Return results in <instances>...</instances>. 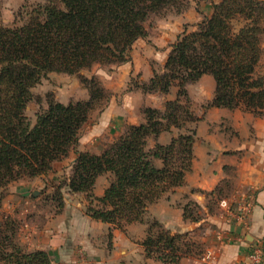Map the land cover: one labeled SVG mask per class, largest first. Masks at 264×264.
<instances>
[{"label": "trees", "instance_id": "trees-1", "mask_svg": "<svg viewBox=\"0 0 264 264\" xmlns=\"http://www.w3.org/2000/svg\"><path fill=\"white\" fill-rule=\"evenodd\" d=\"M211 6L195 30H183L170 44L161 71L153 69L148 81L136 85L149 93H168L176 85L177 99L166 100L162 109L143 106L144 122L130 124L100 153L77 151L81 129L103 90L96 77L80 71L95 63L126 62L133 43L146 37L144 23L151 13L173 7L179 14L189 1L49 0L33 7L22 23L0 25V187L24 175L47 174L73 150L69 187L97 203L90 202L86 214L122 231L130 223L146 222L139 241L145 256L178 264L177 236L145 217L162 192L183 183L193 134L172 137L167 144L155 142L149 149L147 138L179 126L172 115L180 107L178 97L188 95L186 84L204 74L215 82L207 107H240L256 114L264 110V0H218ZM49 72L77 75L89 94L66 104L49 99L33 123L26 115L32 88ZM179 156L182 163L176 164ZM107 172L109 185L95 196L96 178ZM155 227L160 228L156 234ZM0 264L64 263L52 262L42 249L24 250L9 222L0 220Z\"/></svg>", "mask_w": 264, "mask_h": 264}, {"label": "rangeland", "instance_id": "rangeland-1", "mask_svg": "<svg viewBox=\"0 0 264 264\" xmlns=\"http://www.w3.org/2000/svg\"><path fill=\"white\" fill-rule=\"evenodd\" d=\"M48 1L0 0V25L20 24L29 18L33 7ZM187 1H189L188 10L193 8L196 11L201 9L208 12L209 4L215 0ZM178 18L179 14L173 7L151 13L144 23L146 37L138 38V41L133 43L130 52L134 49L135 53L141 54L143 58L146 53L145 48H147L149 52L155 54L154 59H151V62L149 60L150 65L153 69L161 71L158 61H165L166 53L170 50L171 43L169 42L176 40L175 32L182 33V28L188 31L196 29V26H184V28L178 21H175ZM161 43L162 45H160ZM262 46L264 50V37ZM130 52L127 61L130 60ZM142 58L141 61L144 62ZM119 64L95 63L90 68L80 71L88 78L96 77L100 83L99 87L103 88L94 107L90 110L89 119L83 125L80 136L85 133L87 135L101 111L107 107L113 97L119 103L121 96L128 91L143 92L136 87L138 83L144 82L138 76L130 77L124 90L118 91L116 94L105 86L97 72L110 73L112 66ZM261 71L264 73V54ZM105 73H103L104 78L110 80L111 78H108ZM84 85L77 75L49 72L32 88L33 98L26 108L27 117L34 123L36 112L41 108H46L49 99L61 100L66 104L88 97L89 93ZM202 86L205 90L209 89L207 82H203ZM177 93L178 86L173 85L168 93L153 95L151 102L159 104L163 96L175 100ZM178 100L180 107L173 109L172 115L175 116L177 120L175 122L179 126H172L168 132L162 131L161 136L158 137L160 134L157 136V140L166 143L172 137L193 134L191 155L186 160L190 161V167L185 170L181 185L162 192L160 198L149 204L148 207L168 197L173 202L175 209L178 210L177 212H180V222L184 228L172 230L167 227L165 220L161 221L157 218V216H161L162 219H165L166 212L164 213L162 209L158 208L154 209L153 213L146 214V220L148 223L158 221L163 229L175 237L177 236L174 242L177 256L202 258L208 252L213 254L220 244L231 239V235H229L231 226L239 224L244 227L248 226L249 215H251L253 207L257 205L259 195L264 203V110L261 114H256L240 107H223V111L212 117L213 121L201 123L199 115L204 116L209 109L205 102L197 97H194V102H192L190 95L187 94L179 96ZM128 102V106L131 108V112H128L129 117H132L134 121L143 119L141 122H144L143 107L138 109L134 106L137 99H129ZM100 107H103L101 111ZM165 112L169 113L171 109ZM190 114H193L192 116L197 120H191ZM117 119V117H111L106 129L96 135L91 142L86 137V144L89 142L91 147L100 153L116 137L123 134L130 124H138H118L121 121L117 122ZM88 136L91 135L88 134ZM157 137L149 136L146 148H151L155 144L154 142H157ZM71 152L73 150L69 154ZM65 158L61 160L63 161ZM61 160L56 161L55 168L52 167V171L54 170V174L57 173V175H53L51 170L49 171L51 173L43 174V178H29L24 175L6 186L0 187V220L9 222V228H13L15 231L16 241L26 251L42 249V246L48 242L47 235L51 229L67 231V242L61 246H48L42 250L47 252L52 262L84 264L85 261L101 257L86 255L83 243H80L85 236H77L71 228L73 225H70L69 221L71 218V207L69 208V206L75 204L78 207V202L83 203V211L86 213V206L90 202H93V205L97 203L88 195L71 191L68 181L72 176L73 168L71 166L66 171ZM180 163H182V156L176 157V164ZM204 174L208 177L202 178V180L206 187L210 186L205 189L193 185L199 181V176L204 177ZM213 176L217 179L213 180L215 178ZM173 223L171 217L170 226ZM75 226L79 228L82 226V222L78 220L74 224ZM105 226L104 228L97 225L96 236L93 238L95 246L104 249L103 258L107 257V250L110 251L112 248L111 230L115 228V224L106 223ZM159 229L155 227L153 232L156 234ZM120 264L128 263L122 261Z\"/></svg>", "mask_w": 264, "mask_h": 264}, {"label": "crops", "instance_id": "crops-1", "mask_svg": "<svg viewBox=\"0 0 264 264\" xmlns=\"http://www.w3.org/2000/svg\"><path fill=\"white\" fill-rule=\"evenodd\" d=\"M218 1V0H215ZM210 8L203 11L198 9L197 11L193 8L187 9V11H183L179 13V18L175 21H178L180 25L184 26H195L199 23L202 19L208 16L212 11L211 3L209 4ZM189 8V7H188ZM176 27V25H175ZM185 28V27H184ZM183 31V28L182 30ZM171 34V32H168ZM178 31L175 32V39L177 38ZM138 41V39L136 40ZM135 41V43H136ZM173 41V40H171ZM172 43V42H169ZM162 45V43L160 44ZM145 56L142 58L141 54L137 55L135 50H131L130 52V60L120 63L119 65L112 66V70L110 73L97 72V75L102 79L105 86L111 90L114 94L118 91H123L125 86L127 85V81L130 77L138 76L143 81H148L149 78L153 74V68L149 63L151 59H154L155 54L153 52H149L147 48H145ZM168 53V52H167ZM166 53V56H167ZM141 58L144 59V62L141 61ZM160 66H163L164 60L161 62L158 61ZM103 73H105L110 80L104 78ZM209 74L202 75L197 81L189 82L186 85V90L188 95H190L192 102H194V97L202 99L205 104H207L214 92L215 82H213V77ZM213 79V80H212ZM203 82H207L209 84V89L205 90L202 86ZM163 95V93H144L139 90L135 91H128L121 96L120 102L117 103L114 100V97L111 99L107 107L101 111L98 116L97 121L91 126L89 132L83 134L79 138V143L77 145V151H89L92 153H98L97 149H93L89 142L86 144V137L91 140L96 137V135L101 134L102 131L106 129L108 126L111 117L118 118L117 122L121 121L118 124H126V123H139L143 121H134L132 117H129V113L131 112V108L129 105V99H137V103H134V106L138 109L143 106H151L162 109L164 103L167 99L163 96L162 101L159 104H152L151 97L153 95ZM114 96V95H113ZM81 98V99H86ZM173 99V98H172ZM61 101V100H59ZM62 102V101H61ZM220 111H223L222 108L218 107H209L207 112L204 116L199 115V122L206 123L207 121H213L212 117L216 114H219ZM204 119V120H203ZM166 132V131H165ZM168 132V131H167ZM90 134L91 136H88ZM162 134V133H161ZM161 134L158 136L160 137ZM158 137L156 141L161 144L165 141H158ZM155 143V142H154ZM153 143V144H154ZM153 147V146H152ZM76 158V153L73 151L71 152L63 161V165L66 167V171L69 170L72 166ZM58 162V161H57ZM54 162L53 168L56 167V163ZM61 169V167H60ZM51 172L53 175L54 170ZM49 172V173H51ZM204 173V172H203ZM46 176V175H45ZM44 175L37 176V178H43ZM53 177V176H52ZM208 177V175L204 174V177L199 176V181L196 184H193L197 187L205 188V183L203 182L202 178ZM215 177V176H213ZM36 178V177H35ZM111 179V174L109 172L103 173L96 178L95 185L93 188V193L95 196H101L103 194L104 189L109 185ZM217 179L216 177L213 178ZM42 180V179H41ZM36 181V180H35ZM38 181V180H37ZM213 183V182H212ZM212 185V184H211ZM76 194V193H74ZM82 194V193H77ZM261 195L257 198V205L253 207V211L248 218V226L244 227L243 225L231 226L229 229V235H231V239L228 242L220 244L213 253V260L218 264H244L246 261V256L251 248V246L256 242H262L263 249H264V203L262 202ZM83 203L78 202V207L74 204V206H69L71 209V218L69 219L70 225H73L71 228L75 231L77 236L83 235L85 236L80 243H83V248L86 251V255L88 257H92L93 255H97L99 258L91 259L89 261H85L84 264H120V262H125L128 264H165L161 260L155 259L153 257H146L142 245L139 243L145 236V229H146V222H133L126 226L125 231H122L118 228H113L111 230L112 233V248L110 251L107 250V257L103 258L104 249L95 246L94 237L96 236V227L99 225L100 227H106L104 222L96 221L90 218L84 211H83ZM173 202L166 197L157 201L156 203L152 204L148 207L147 214L153 213L152 211L156 208L162 209L165 214V219H162L161 216H157L161 221H166L165 225L172 230L178 228H184L182 223L180 222V212L175 209ZM73 208V209H72ZM157 209V210H158ZM155 210V211H157ZM168 211V212H167ZM171 213V214H170ZM168 214V215H167ZM173 218L174 223L169 224L170 218ZM147 217H145L146 221ZM177 219V222H176ZM80 220L82 222V226L77 228L74 227V224ZM108 224V223H107ZM68 232L58 231L55 229H51L50 233L47 235L48 242L45 246H42V249L48 246H61L64 242H67ZM76 236V235H75ZM178 264H205L202 262L201 258L196 257H182Z\"/></svg>", "mask_w": 264, "mask_h": 264}, {"label": "built area", "instance_id": "built-area-1", "mask_svg": "<svg viewBox=\"0 0 264 264\" xmlns=\"http://www.w3.org/2000/svg\"><path fill=\"white\" fill-rule=\"evenodd\" d=\"M201 259L205 264H218L214 262L211 252L203 255ZM244 264H264V249L262 242H256L251 246Z\"/></svg>", "mask_w": 264, "mask_h": 264}, {"label": "water", "instance_id": "water-1", "mask_svg": "<svg viewBox=\"0 0 264 264\" xmlns=\"http://www.w3.org/2000/svg\"><path fill=\"white\" fill-rule=\"evenodd\" d=\"M33 194H35V192H33Z\"/></svg>", "mask_w": 264, "mask_h": 264}]
</instances>
